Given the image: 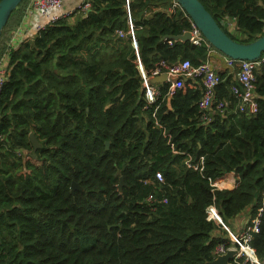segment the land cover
Wrapping results in <instances>:
<instances>
[{
    "label": "trees",
    "instance_id": "trees-1",
    "mask_svg": "<svg viewBox=\"0 0 264 264\" xmlns=\"http://www.w3.org/2000/svg\"><path fill=\"white\" fill-rule=\"evenodd\" d=\"M171 1L88 0L86 11L17 48H8L10 33L28 0L11 12L0 32L9 68L0 92V264H204L230 244L207 207L227 227L254 215L264 191V65L253 115L237 111L226 72L216 87V100L230 103L224 114L199 110L200 86L167 98L168 84H157L160 96L147 104L137 59L147 73L158 60L195 66L207 57L205 43H167L189 29L183 12L167 14ZM198 1L236 42L264 33L263 0ZM227 18L243 38L226 31ZM228 173L238 178L233 189L211 185ZM251 246L262 261L264 211Z\"/></svg>",
    "mask_w": 264,
    "mask_h": 264
},
{
    "label": "built area",
    "instance_id": "built-area-1",
    "mask_svg": "<svg viewBox=\"0 0 264 264\" xmlns=\"http://www.w3.org/2000/svg\"><path fill=\"white\" fill-rule=\"evenodd\" d=\"M67 0H28L27 12H35L42 17L46 18L47 21L43 25L36 27V33L41 31L46 24H49L60 17H69L72 13H65L62 16H52V12L58 10ZM264 9V0L262 2ZM89 7L88 0H84L78 10L86 11ZM176 11L183 12L188 18L189 29L185 32L190 34L188 40L192 45L198 46L201 44L206 45L208 48L207 57L205 61L198 65H192L189 60L177 61L173 64H167L163 60H158L152 68L146 73L137 59V67L142 77V94L147 104H152L160 96V91L157 84H151L150 79L165 74L166 81L168 84V90L166 97L170 98L177 89H181L184 86L189 88H195L200 86L201 95L197 101V106L200 111H206L212 108L214 105L215 110L220 114H224L225 109L229 106L227 100L221 99L216 100V87L221 82L220 73L217 72L214 64L209 59V54L214 51L210 48V44L203 37L202 33L192 21V19L185 13L181 5L177 0H172L171 4L166 8L168 15L175 13ZM225 20L222 22L224 27ZM264 23V20H263ZM230 31L234 33L235 27L231 28ZM132 39L134 48L136 43L134 40L132 25L129 24V32ZM118 35L123 36L121 32ZM14 36V34H13ZM9 40L8 48H14L11 44L12 38ZM168 44H172V40H166ZM224 67L226 71L233 73V84L230 87L232 94L235 96L237 101V111L240 113H248L253 115L257 112V95H256V75L260 72L261 65H264V52L261 56L254 61L238 60L226 57L223 55ZM9 72L8 68V52H5L0 57V92L5 79ZM173 153H177L176 150L171 146ZM203 158L200 157L197 164L193 165L197 168L198 164H202ZM186 163L191 166L190 160ZM156 179L162 181L160 173L155 174ZM214 187L217 186V182L211 184ZM152 197L149 196L148 200ZM264 211V191L261 194L259 205L255 210L252 217L248 219L245 225L237 233H231L230 229L222 222V219L213 205H210L206 209L207 221L214 222L219 225L229 234V246L226 247L224 244H220L215 249V258L221 254H224L226 250L234 249L236 254L229 264H264V259L259 261L256 257L255 250L251 246L253 235L258 233L261 225L262 213ZM214 258V259H215Z\"/></svg>",
    "mask_w": 264,
    "mask_h": 264
},
{
    "label": "water",
    "instance_id": "water-1",
    "mask_svg": "<svg viewBox=\"0 0 264 264\" xmlns=\"http://www.w3.org/2000/svg\"><path fill=\"white\" fill-rule=\"evenodd\" d=\"M21 1L22 0H0V32L7 23L11 12ZM177 1L185 13L198 27L206 41L224 56L232 59L254 61L264 52V33L249 43L236 42L221 29V27L215 22L212 16L198 0ZM166 38L173 39L175 41L188 42L190 34L188 32H184L181 35L168 36ZM165 81V74L150 79L151 84L164 83ZM30 142L33 148L30 157L35 158L36 149H38L40 145L32 134H30ZM105 145L108 147V143H105ZM122 184V178H120V183L118 185L119 189H121ZM75 189L79 188L77 184L73 182L71 184V192L73 193ZM235 254L236 251L234 249H228L224 254H221L212 261L205 262L204 264H229Z\"/></svg>",
    "mask_w": 264,
    "mask_h": 264
},
{
    "label": "crops",
    "instance_id": "crops-1",
    "mask_svg": "<svg viewBox=\"0 0 264 264\" xmlns=\"http://www.w3.org/2000/svg\"><path fill=\"white\" fill-rule=\"evenodd\" d=\"M83 1L84 0H67L60 9L52 12V16L58 17L64 15L65 13H70V12L74 13L76 10H78V8L83 3ZM75 17H73L72 20H74ZM46 21H47L46 18L42 17L41 15L35 12H27V6H26L19 25L10 33V39L14 34L11 44L14 45V48H17L22 41L26 39H31L36 34V27L38 25L45 24ZM233 27H235V21L230 18L229 19L227 18L224 23V28L226 29V31L232 35L243 38L244 35L240 34L239 32L237 33V31H235L234 33H232L230 31V29ZM209 59L214 64L218 73L226 72L229 76H231V78H233V73H231V71H229L228 73V71H226L224 67L223 55L215 51H212L209 54ZM236 109H237V105H236ZM237 179L238 178L235 176L234 173H228L222 179H219L217 183L226 182L229 183V186L220 187L219 185H217L218 187L216 188L233 189L236 186ZM249 218H250V214L246 211L242 213L240 216L236 217L232 222H230L228 228L230 229L231 232L237 233L241 230V228L245 225V223L248 221Z\"/></svg>",
    "mask_w": 264,
    "mask_h": 264
},
{
    "label": "bare ground",
    "instance_id": "bare-ground-1",
    "mask_svg": "<svg viewBox=\"0 0 264 264\" xmlns=\"http://www.w3.org/2000/svg\"><path fill=\"white\" fill-rule=\"evenodd\" d=\"M218 185V184H217Z\"/></svg>",
    "mask_w": 264,
    "mask_h": 264
},
{
    "label": "clouds",
    "instance_id": "clouds-1",
    "mask_svg": "<svg viewBox=\"0 0 264 264\" xmlns=\"http://www.w3.org/2000/svg\"><path fill=\"white\" fill-rule=\"evenodd\" d=\"M223 55V54H222Z\"/></svg>",
    "mask_w": 264,
    "mask_h": 264
}]
</instances>
